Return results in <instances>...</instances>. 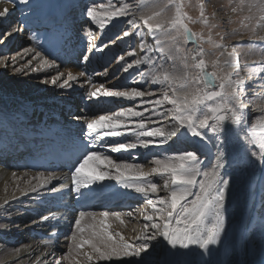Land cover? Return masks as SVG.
Returning a JSON list of instances; mask_svg holds the SVG:
<instances>
[{"label":"snow or ice","instance_id":"1","mask_svg":"<svg viewBox=\"0 0 264 264\" xmlns=\"http://www.w3.org/2000/svg\"><path fill=\"white\" fill-rule=\"evenodd\" d=\"M17 3L27 5L29 0H6V6L0 8V20L11 13L7 5ZM206 6L207 0H90L85 5L83 14L89 28L95 25L105 34H112L107 42L101 38V47L88 31L92 38L79 58L91 62L96 53L103 55L105 49H119L124 44L125 48L120 49L123 54L113 59L118 68L132 75L121 77L105 67L96 75L112 81L106 87L104 82H94L85 71H68L59 83L62 89L71 88L72 82L84 77L88 85L84 96L96 102L92 107L101 114L93 111L92 118L75 117L83 120L84 130L78 154L71 162L70 188L61 183L59 189L53 186L51 191L69 188L78 200L87 201L104 188L105 181H115L143 197L147 207L125 213L79 210L59 257L55 255L59 237L53 232L57 246L42 250L32 258V264H108L126 258H136L127 264H157V256L159 264H186L181 258L191 253L212 256L213 246L222 244L231 186L226 169L237 163L233 159V139L247 141L252 150L246 147L245 151L264 168V0H234L221 6L226 20L216 19L215 12L210 19ZM189 7L199 9L198 17L189 14ZM194 23L202 25L201 31L192 30L190 24ZM232 24L237 26L230 27ZM18 31L11 28L0 37ZM137 46L144 55H137ZM31 51V59L22 66H16L12 58L17 73L56 67L55 60ZM241 53L244 68L249 66L248 57L259 59L252 69L257 76L248 82L241 76ZM33 61L37 62L35 67ZM8 63L0 58V65L7 67ZM63 77L65 73L57 69V75L45 83L57 85ZM149 84L152 90H145ZM101 98L138 103L135 107L99 108ZM252 104L258 109L254 117ZM124 136L134 137V142L119 139ZM193 138H198L199 146H181ZM153 147H164L167 154L153 156L154 166L145 171L142 163L135 162L139 153L133 152ZM11 177L14 187L10 195L0 197V208L15 200L17 193L24 196L37 192L59 179L54 173L43 172L31 176L12 172ZM152 177H158L162 185ZM161 191L166 195H160ZM4 192L8 193L7 182ZM125 216L143 220L135 242L112 229L113 222L124 225ZM53 219L55 216L42 215L39 222L50 223ZM164 242L163 250L158 252V245ZM31 251V245L5 251L0 264H22V253Z\"/></svg>","mask_w":264,"mask_h":264},{"label":"bare ground","instance_id":"2","mask_svg":"<svg viewBox=\"0 0 264 264\" xmlns=\"http://www.w3.org/2000/svg\"><path fill=\"white\" fill-rule=\"evenodd\" d=\"M86 1L29 0L27 5L18 3L7 5L11 9V13L6 20H0V33L11 28H17L19 25H21V28L20 32H15L11 36H3V40L0 42V58L6 59L7 57H5L4 53L12 51L11 49L15 46H19L21 44L19 42L23 38L22 43L31 42L32 47L27 48L30 50L29 52H25L26 48H23L22 56L29 57L33 54L31 50L37 51L41 49L40 52L43 55L45 54L44 56L48 55L49 60L56 61V67L38 72L27 70L25 75L19 77L21 75L15 71L12 60L8 58L6 59L9 62L7 67L0 65V82L2 80L1 75L5 71L12 73L8 78L18 77L17 82L25 78L33 79L38 74L43 76L51 75L54 72H51V70L57 71V66H60V64L64 65L63 68L67 71L64 70L63 72L66 74L68 71H83L76 62L82 60L79 57L86 48L87 40L92 38L87 35V32H92V35L96 38L94 42L99 46H101L102 37L105 41L112 34L111 32L105 34L98 30L95 25L89 28L88 23L86 27H80L81 22H83L81 5H84ZM5 6L6 0H0V8ZM19 9L22 10L19 11ZM76 9L77 13H74ZM72 10H74L73 13ZM27 15H30L34 21L24 23V18ZM8 23L10 24L8 25ZM19 34L21 38H17ZM115 49L116 46H111L110 49L104 50L103 55L100 53L95 54L98 56V60L94 55L91 62L83 61V63L87 69L104 65L113 57ZM15 58L16 65H19L20 58ZM76 65L79 68L72 67H76ZM114 65L117 64L114 62L110 66L109 72L115 70ZM130 75L131 73H129L128 77ZM80 78L72 82L73 86L71 88H53L54 90L57 89L58 92H64V95L55 96L47 93V96L39 98L38 96L43 91H37L34 81L23 84L22 89H20L21 87L19 88L21 92L26 90L24 96H19L17 90H14V93L5 94V92L1 94L6 103L12 104L10 105V117H7L8 113H5L3 106H0V197L10 195L12 192L14 187L11 177L12 172H16L20 176H23V173H29V176L38 172L45 174L54 173L59 179L53 180L51 184L46 185L37 192H29L24 196H20L17 193L15 200H10L8 205L0 208V256L5 251L11 252L15 247L31 245L32 251L22 253L21 261L22 264H32V258L39 255L42 250L47 251L48 248L57 246V240L52 236V233L56 232L59 239L55 255L59 257L60 252L66 247L65 236L70 232L73 216L76 212L79 210L94 211L93 209L96 208H112L115 206L126 209V207L131 208L135 201L144 199L134 191L117 185L115 181H105L104 188L98 189L87 201L78 200L75 194L69 191L70 171H67L62 164L56 163L55 158L60 156L64 161L70 162L75 159L73 152L79 150L84 130L83 120H76V116L88 115L89 118H92L93 111L100 114L98 109H93L92 107L96 102L90 101L80 110L75 106V98L66 94H70L72 89L85 91L86 87L84 85L86 84L81 83ZM47 80L50 81L51 79ZM110 84L111 82L105 85L108 87ZM43 86L44 90L48 88L50 91L52 87H55L50 82ZM249 91L251 92L252 90ZM82 95V93L77 94L78 97ZM147 98L145 97V99ZM256 102L259 103L261 101L257 100ZM133 103L135 102L113 101L110 98H101L99 100V108H112L115 104H117L116 106H124ZM61 106L64 109L62 111L63 116L59 115ZM250 107H253V112L258 114L255 104L250 105ZM152 126L151 124L149 125V127ZM240 136L241 140H243L244 133H241ZM17 137L22 142L19 143ZM119 139L134 142V137L131 136H124ZM232 143L234 146L233 159L237 163L231 164L226 169L231 177V186L227 197L226 233L222 244L213 246L212 256L205 254L201 257L199 254L191 253L181 258L186 264H260L259 260L252 258V253L250 255L251 246H244L242 241L251 235L248 233V228L251 227L252 223V228L257 224L264 227V216H261L264 213V206H262L264 205V168H261L245 151L246 147L248 151L252 150L251 146L247 145V141L241 143V141L233 139ZM194 145L199 146L197 138L184 141L181 146L190 149ZM201 150L205 153L207 152L206 149L202 148ZM105 151H107L106 148ZM160 151L159 148L153 147L150 151L143 149L134 150L133 154L138 152L141 153V157L147 154L159 157L161 155ZM212 151L214 153L215 149ZM111 155L115 158L117 154L111 153ZM9 158L10 162L8 161ZM150 164L152 167L154 166L152 162ZM145 171L148 170L146 169ZM23 179H28V177ZM23 179L20 181L22 187ZM152 179L155 182L158 177H152ZM5 182L8 183V193L4 192ZM61 183L68 184L69 188L53 193L51 188L55 186L59 189ZM164 195H166L165 192ZM2 202L0 200V203ZM89 206L91 208H88ZM146 207L141 206L139 209ZM96 212H100V210ZM42 215L55 216V219L51 220L50 223H40ZM124 220L127 224L125 227L126 232L123 231L121 233L130 242H135V237L140 232L143 220L132 218V222H129L126 216ZM115 223L119 222L116 221ZM45 241H48V243L46 244ZM165 243H162V248H164ZM51 258L49 257V259ZM135 259L114 260L108 262V264H127V261ZM8 264H11V261ZM101 264H105V262H101Z\"/></svg>","mask_w":264,"mask_h":264},{"label":"rangeland","instance_id":"3","mask_svg":"<svg viewBox=\"0 0 264 264\" xmlns=\"http://www.w3.org/2000/svg\"><path fill=\"white\" fill-rule=\"evenodd\" d=\"M90 2V0H87L86 1V3L84 4V5H81V10H83V12H84V7H85V5H87L88 3ZM185 2L187 3L188 2V0H185ZM192 2L194 3V0H192ZM232 2H234V0H207V6H206V12H207V14L209 15V17H210V19H212V16H211V14L212 13H216V19H219V20H226L227 19V17H226V15H225V12L224 11H221V6H226V5H228V4H230V3H232ZM235 2H238V0H235ZM22 9H19V11H21ZM187 11H189V14L192 16V17H198V15H199V9L198 8H194V7H189L188 9H186ZM18 11V12H19ZM73 11L74 10H72V13H73ZM82 12V13H83ZM74 13H77V9H76V11H74ZM81 13V14H82ZM80 14V13H79ZM78 15V14H77ZM18 16V15H17ZM21 16V15H20ZM82 19H83V22H81V25H80V27L82 26V27H86V25H87V21H86V17H85V15L84 14H82ZM30 18V19H29ZM27 19V20H26ZM233 19H235V17H233ZM24 23H29L28 21H34V20H32L31 19V17H30V15H27V16H25V18H24ZM10 23H8V25H9ZM237 25L236 24H232L230 27H236ZM190 27L192 28V30L193 31H197V32H199V31H201V29H202V25L200 24V23H194V24H190ZM18 29H19V31L18 32H20V28H21V25H19L18 27H17ZM1 33H4V31H2ZM29 33V32H28ZM26 34V33H25ZM4 36V35H3ZM3 36L2 37H0V42H1V40H3ZM5 37V36H4ZM17 38H21L20 37V34L19 35H17ZM16 38V39H17ZM22 40H23V38H21ZM237 39H239V38H237ZM245 39H248V37H245ZM22 40H20V42L19 43H21L19 46H15L13 49H11L12 51H9V52H7V53H4V55H5V57H7L6 59H8L9 58V60H12V58L13 57H17V59H19L20 58V62H19V65H16V66H22L24 63H26L27 62V59H31V56H32V54H31V56H29V57H27V56H22L21 55V52H22V50H23V48H30V47H32V43L31 42H27L26 41V43H22ZM27 40V39H26ZM107 40H108V38H107ZM107 40H105V42H107ZM138 42H139V40H138V38L136 39V43H137V45H138ZM189 46H191L190 44H189ZM101 47H102V45H101ZM125 48V45L124 44H121L120 45V48L118 49L117 47H116V49H115V51H113V53H114V55H113V57L114 56H116V55H120V54H123V52H121L120 51V49H124ZM21 50V51H20ZM41 50V49H40ZM40 50H37V51H39L40 52ZM136 51H137V55L138 56H140V55H144L145 53H141L140 52V49H139V47L137 46L136 47ZM19 54H20V57H19ZM45 55V54H44ZM48 56V55H47ZM47 56H45L47 59H49ZM97 55H95L94 57L98 60V56L96 57ZM21 57H24V59H21ZM113 57H111V59H109V61L106 63V64H104V65H101V66H99V67H96V68H94V67H89L88 69L86 68V65H84V63H83V60H81V61H78V62H76V64H79V66H81V70L83 69V71H85L86 72V74H88V75H92L93 76V79H94V82H96V83H100V82H104L105 84H107V83H109V82H112V81H110V80H106L104 77H101V76H97L96 74L97 73H101V72H103V70H104V68L105 67H107L108 69H110L111 67V65H113L114 64V62L116 63V61L113 59ZM16 59V58H15ZM244 60H245V57H244V55H243V53H241V55H240V63H241V68L243 69L242 71H241V76H242V78H244L245 79V81L246 80H249V78L251 77L252 79H255L256 78V76H257V74L254 72V71H252V69H253V66H258V63H259V59H258V57L257 56H250V57H248V68H244ZM36 61H33V67H35L36 66ZM79 66L78 65H76V67L75 66H72V67H74V68H76L77 69V67L79 68ZM115 66V72H116V74L117 75H119V76H121V77H125V78H127L128 77V75H129V73H124L123 71H122V69H120V68H118V66L117 65H114ZM113 66V67H114ZM64 67V65L62 66L61 64H60V66H57V69L60 71V72H63L64 70L65 71H67L65 68H63ZM68 70H70V69H68ZM209 70H211V68H209ZM28 71H30V69L28 70ZM52 71H54L51 75H48V76H43V75H41V74H38V75H36V77H34L33 79H29V78H25V79H23V80H21V81H18L17 82V79H18V77H16V76H14V77H11V78H8V76L9 75H12V73L11 72H8V71H5V72H3L2 73V75H1V82H0V89H1V91H0V106H3V109H4V111H5V113H8V116L7 117H10L11 115V111H10V105L12 104V103H10V104H8V103H6V101L3 99V97H2V95L1 94H3V93H5V94H8V93H14V90H17L18 91V95L19 96H24L25 95V91L24 92H21L20 90H19V88L20 89H22V87L24 86L23 84H26L27 82H31V81H34L35 83H36V89H37V91H43V93L42 94H40V96H38L39 98H43L44 96H47L46 94L47 93H51V94H53V95H55V96H59V95H64V92H58L57 91V89H53V88H56V87H59L58 85H59V83H62L63 82V79L66 77V73H65V77H63V78H61V80L60 81H58V84L57 85H54L55 87H52V89H51V91H50V89H46V90H44L42 87H44L43 85L44 84H46L45 83V81L47 80V79H51V77H53V76H56L57 75V71L56 70H51V72ZM73 73H77V71L76 72H73ZM21 76H19V77H22L23 75H25L26 73H19ZM131 75H132V73H131ZM130 75V76H131ZM81 79V83H85L86 85H84L85 87H87L88 85H87V83H86V79L85 78H80ZM137 79H138V77H137ZM14 80H15V82H14ZM123 82V81H122ZM129 82H131V81H129ZM20 84V85H19ZM14 87H15V89H14ZM38 87V88H37ZM3 90V91H2ZM145 90H152L151 89V85L149 84V85H147L146 86V89ZM250 90H252V89H250ZM157 93H159V91H160V89L159 88H157L156 90H155ZM84 90L82 91V89H80L79 91H78V89H72L71 90V92H70V94H68V93H66L68 96H70V97H74L75 98V106H76V108L77 109H80L81 110V108H83V106L84 105H87L88 103H90V101L87 99V97L86 96H84ZM78 93H82L83 95L82 96H77V94ZM4 96V95H3ZM148 99V98H147ZM95 102V101H94ZM137 103L138 102H135V103H133V104H129V105H124V106H136L137 105ZM117 104H115L112 108H119V107H121V106H116ZM111 108V107H110ZM250 109H251V114H252V116L254 117V116H256L257 115V113H255V112H253V107H250ZM138 110H142V109H138ZM62 111H64V109H63V107L61 106V110L59 111L60 113H59V115L60 116H63L64 114H63V112ZM10 113V114H9ZM96 114H99V113H96ZM101 114V113H100ZM92 116V115H91ZM254 122V121H253ZM249 127H250V125H249ZM258 131V130H257ZM82 135H83V133H82ZM18 139V142L20 143V142H22V140H19V137H17ZM198 139V138H197ZM159 150H161L160 151V154H167V153H165V148L164 147H160L159 148ZM136 154V153H135ZM134 154V155H135ZM153 156H156L157 157V155H145L144 157H141V153H139L138 155H136V160H135V162H139V163H142L143 165H144V170H149L151 167H152V165L150 164L151 163V161H152V158H153ZM150 159V160H149ZM9 162L11 161L10 160V158H9V160H8ZM5 162V161H4ZM131 162V161H130ZM50 165H53V164H50ZM42 167V166H41ZM155 182H157V183H159V184H161L162 185V181L161 180H159V178L158 179H156L155 180ZM109 188V187H108ZM107 188V189H108ZM160 195H164V191H161L160 192ZM141 206H147V204H146V200L145 199H141V200H137V201H135V204L131 207V208H123V207H119V206H115V207H112V208H99V209H93L94 211H97V210H104V211H106V210H108V211H119V212H128V211H130V210H135L136 208H139V207H141ZM119 208V209H118ZM106 209V210H105ZM264 212V211H263ZM258 213H259V210H258ZM261 216H264V213L261 215ZM127 217V216H126ZM127 219H129V222H132V218H128L127 217ZM117 225V226H116ZM126 223H125V225H120L119 223H115V222H113L112 223V229L113 230H115V231H120V232H123V231H125L126 232ZM119 229H121V230H119ZM256 229V230H255ZM260 229V230H259ZM251 235H249V238H247V239H244L243 241H242V243L244 244V246H251L250 247V255H251V253H252V258H254V259H256L260 264H264V227L262 226V225H260V224H257L255 227H253V231L250 233ZM245 241H246V243H245ZM163 250V248H162V244H160V245H158V248H157V251L158 252H160V251H162ZM159 259H160V257L159 256H157V264H159L158 262H159Z\"/></svg>","mask_w":264,"mask_h":264}]
</instances>
